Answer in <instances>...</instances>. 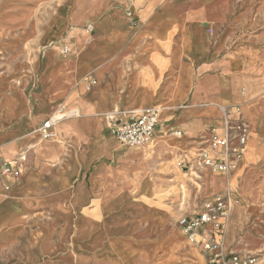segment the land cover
<instances>
[{
    "label": "crops",
    "instance_id": "obj_1",
    "mask_svg": "<svg viewBox=\"0 0 264 264\" xmlns=\"http://www.w3.org/2000/svg\"><path fill=\"white\" fill-rule=\"evenodd\" d=\"M27 1L5 0L0 6V37L12 31H35L31 34L34 42L44 47L66 35L64 41L69 42L71 52L62 58L56 47L46 48L41 59L36 58L31 65L35 85V77L48 62L44 52L50 53L52 67L44 76L51 92L48 102L43 85L41 97L34 100L23 88V96H16L12 90L18 86L7 83L6 78L0 80V138L11 132L21 117H32L38 134L32 138L34 142L38 139L36 154L33 148H27L31 139L24 138L18 146L9 143L10 139L0 140V194L12 191L19 182L22 171L15 155L21 151L27 153L23 168L35 169L40 176L30 193L35 200L17 196L15 212L8 219L12 234L24 223L21 209L26 210V206L37 209L46 203L64 221L93 220L83 210L97 206L104 228L121 230L132 238L136 231L153 233L151 237L135 240L171 231L173 215L150 200L162 189L156 169L176 156L192 157L193 150L199 147V137L210 136L209 127L222 119V109L230 106L227 103L243 101L235 76L206 82L201 73L209 40L207 31L199 25L204 20L220 19L211 7L217 1L62 0L49 16L38 12L42 0H31L33 5L26 4ZM78 1H83L81 8ZM87 26L92 27V33ZM77 31L81 34L78 39ZM232 68L229 63L228 69ZM15 72L20 74L19 70ZM90 76L97 84L87 90L85 79ZM145 107L160 109L156 136L150 145L155 146L151 159L145 160L146 151L142 147L122 144L103 153L108 144L95 145L97 131L115 138L106 113L121 111L119 116L124 117ZM11 109L21 114L12 122ZM245 112L242 110L241 114L247 120L250 115L245 116ZM53 113L63 114L64 121L54 123L53 136L42 141L38 129ZM66 125H71V129L65 133L62 128ZM84 129L93 132H80ZM175 130L181 132L179 137L172 134ZM2 162H10L17 168L20 173L17 181L2 173ZM122 166H127L126 170H117ZM217 176L222 177V189L215 187L216 191H212L203 186L211 197L227 187L226 178ZM15 190L18 192V187ZM238 194L241 210L234 222L233 239L244 230L243 203L251 200V196ZM52 196L60 200L62 209L58 213L53 208ZM77 211L83 214L76 217ZM156 222L160 224L155 225ZM242 240L245 246H233L231 241L227 248L242 252L253 243L246 234ZM110 242L116 252L122 251L115 255V264L133 259L121 243L111 238Z\"/></svg>",
    "mask_w": 264,
    "mask_h": 264
},
{
    "label": "rangeland",
    "instance_id": "obj_2",
    "mask_svg": "<svg viewBox=\"0 0 264 264\" xmlns=\"http://www.w3.org/2000/svg\"><path fill=\"white\" fill-rule=\"evenodd\" d=\"M4 1L0 0V6L4 4ZM61 1L42 0L43 5L38 9V12L49 16ZM216 1L217 3L211 5V7L220 19L216 21L204 20L199 25L207 31L209 40V50L203 58L205 65L202 66L203 72L201 71V73L206 82H215L219 77L227 75L237 78L239 92L243 95V98H240L243 101L228 102L227 104H230V106L225 108V116L229 121H234L240 116V119L249 125L250 131L239 169L230 178V194L234 201L232 202L225 247L233 239L234 222L241 210L239 204L241 198L238 193L242 194L243 197L251 196V200L247 204L246 202L243 203L245 212L244 230L242 234L233 239L232 245L245 246V242L242 240L244 234L250 236L253 243L242 252L229 250L239 254H254L257 258L256 264H264V0ZM31 2V0H28L26 4H32L33 2ZM33 32L35 31H12L10 34L1 35L0 37V80L6 78L7 83L18 86L19 88L15 87L12 90L16 96H23L21 88L25 89L27 93L30 92L29 94L33 91L34 79L32 80L33 76H31L33 73L31 65L36 58L41 59L46 48L56 47L59 56L62 58L68 56H63L60 52L62 44L68 42L64 41L66 35L57 39L56 43H48L46 46L40 47L37 42H34L35 38L31 35ZM80 36V32L77 31L76 38L78 39ZM77 54L79 53L77 52ZM229 63L233 64L232 69H228ZM16 70L20 71L19 75L15 72ZM246 82H248L249 88L248 95L245 93ZM43 84L44 98L47 101L48 94L51 92L47 86L48 83L43 81ZM11 110L9 120L12 122L21 114L14 109ZM242 110L243 112L246 111L245 116L246 113L250 115L247 120L242 116ZM158 112H160V109H158ZM31 119L32 117H21L15 123L12 131L4 135L10 136V133L13 130L15 131V128L23 121H30L35 129ZM41 121L42 119L37 123V127ZM63 121L64 119L57 121L56 124ZM222 121L223 119L219 122L214 121L209 127L210 130L219 129L223 124ZM70 129L71 125L62 128L65 133ZM27 132L28 130L23 131L13 137H7L5 140L10 139L8 142L13 143L22 142L25 138L23 136ZM80 132L88 134L93 131L84 129ZM78 133L76 134L78 135ZM94 137H96L95 145L100 142L108 144L102 151L103 153L110 147L120 146L113 136L100 134V131L94 133ZM208 139H210V136H200L199 146L203 145ZM16 140L18 141L16 142ZM86 140H89L88 137ZM35 142L30 141L28 143L30 145ZM151 145L153 144L151 143ZM32 148L34 150V147ZM142 148L146 151L145 160L151 159L155 146L148 145ZM196 152L197 150H193L192 157L196 156ZM192 157L176 156L167 164L160 163L155 171L156 174H159L160 179L158 181L162 184V189L150 200L166 207L173 215L172 225L174 226L171 231L161 232L150 239L135 240L142 237H151L153 233L147 234L145 231H136L132 235L133 239L121 230L104 228L101 215L96 209L97 206L91 207L90 210H83V213L91 216L93 220L78 221L76 219L75 223L71 219L64 221L60 215L56 216L48 203L39 206L37 209L26 206V210L21 209L24 223L13 234L8 222L13 213L5 220L0 221V264H115V255L122 253V251H115L110 238L112 241L121 243L128 254L133 256V259L130 260H120V264H153L158 257L163 258L156 261V264H205L207 256L184 237L175 226V223L179 217L201 211L209 203H212L211 201L216 195L211 197L203 190L205 178H214L216 188L218 187L219 190L223 188V183L220 182L222 177L210 173L207 169L194 170V168H191L187 170L181 169L177 165L180 161H190ZM126 168L127 166H122L117 170H126ZM23 170L19 182L15 185L19 189L18 192L14 189L11 192L16 198L19 194H23L22 196L25 197L24 193H27L28 196L26 197L35 200L30 193L40 180V176L38 174V179H36L35 175L31 174V172L35 174L36 170H32L30 167L27 170L24 167ZM242 170L243 173L245 171L244 175L241 173ZM248 172H252L253 175L247 184H243V176ZM224 193L225 189L223 192L216 194ZM51 202L55 213H58L62 209L59 198L52 196ZM81 213L77 211L75 216L77 217ZM107 224H110L109 221H107ZM158 224L160 223L156 222L155 225ZM174 236L176 241H173Z\"/></svg>",
    "mask_w": 264,
    "mask_h": 264
},
{
    "label": "built area",
    "instance_id": "obj_3",
    "mask_svg": "<svg viewBox=\"0 0 264 264\" xmlns=\"http://www.w3.org/2000/svg\"><path fill=\"white\" fill-rule=\"evenodd\" d=\"M88 32L92 27L87 26ZM60 52L63 56L69 55L71 47L68 42L62 44ZM86 89L91 90L96 84L93 77H86ZM225 114V109L223 110ZM56 114V113H55ZM51 115L40 125L38 131L42 138L53 136L54 123L64 116ZM107 121L117 141L127 147H144L151 145L156 136L158 124V109L145 107L131 111L128 115L119 116V112H109ZM219 129L210 130V139L197 149L196 156L190 161H180L177 165L189 170L193 165L195 170L207 169L212 174H217L227 179L225 193L216 195L212 203L205 209L191 215L181 216L176 221V226L185 235L187 240L199 248L207 256V264H256L254 254H239L225 247L226 227L231 215L232 196L230 194L232 177L239 169L249 140V125L238 116L234 121H229L226 116ZM176 137L180 131H172ZM205 145H207L205 147ZM21 161L26 156H20ZM2 173L9 175L13 181H17L19 172L10 162H2Z\"/></svg>",
    "mask_w": 264,
    "mask_h": 264
},
{
    "label": "bare ground",
    "instance_id": "obj_4",
    "mask_svg": "<svg viewBox=\"0 0 264 264\" xmlns=\"http://www.w3.org/2000/svg\"><path fill=\"white\" fill-rule=\"evenodd\" d=\"M79 2V1H78ZM82 5H83V2L82 3H80L79 2V4H78V7L79 8H81L82 7ZM130 10V9H129ZM50 53L49 52H44V57H48V62L46 63V65H45V68H44V70L42 71V72H40V73H38L37 74V78L35 77V85H34V87H33V91L31 92V94H30V96L33 98V99H37V98H40L41 97V89H42V84H43V81H44V76H45V74L51 69V67H52V58H49L50 56ZM37 65H39L38 64V62H36V66ZM38 68V67H37ZM44 85V84H43ZM19 88V87H18ZM44 95V94H43ZM50 106H49V103L47 104V108H49ZM158 109V108H157ZM224 109H222V119L224 118V116H225V114H224V111H223ZM159 113V112H158ZM59 114L57 113V114H54V116H58ZM30 119V118H29ZM60 120H63V119H60ZM59 120V121H60ZM28 130V132H27V134H25V136H23V137H25L26 139H31V141H32V138L34 137V136H36V135H38L37 134V131L32 127V125H31V123H30V121H23L22 123H20L19 125H18V127H16L15 128V131L13 130V132L12 133H10V136L9 135H7L6 134V136L4 135V136H2L1 138H0V140L1 141H4L5 139H7V137L8 138H10V137H13L14 135H17L18 133H22L23 131H27ZM67 130V129H66ZM9 134V133H8ZM32 135H34V136H32ZM21 139V138H20ZM37 140L38 139H36V142L35 143H32V144H30L29 145V143H28V145H27V148H32V147H34V153L36 154V153H38L39 152V150L37 149V146H36V144H37ZM15 141V140H14ZM18 140H16V142H17ZM121 146H122V144L119 142V141H117ZM9 143H13V142H9ZM20 144V142H18V143H13V145H16V146H18ZM26 156L27 155V153H26V151H21V152H19V153H17L16 155H15V158H16V161L18 162V165H19V170H20V173H21V171H22V169H23V165L25 164V162L24 161H21V159H20V156ZM34 158V157H33ZM36 160H38V158H36ZM33 162V161H32ZM194 165V164H193ZM193 165H191L190 166V168H189V170L191 169V168H194V170H195V167L193 166ZM29 167H26L25 166V169L27 170ZM33 170V169H32ZM40 170V169H39ZM201 170V169H200ZM202 170H205V169H202ZM24 171V170H23ZM20 173H19V176H20ZM241 173H243V170L241 171ZM31 174L32 175H35V178L36 179H38V172L36 171V173L34 174V173H32L31 172ZM245 174V171H244V173H243V175ZM242 175V176H243ZM253 175V173L252 172H248V173H246V175L245 176H243L244 178L242 179V183L243 184H247L248 182H249V180L251 179V176ZM30 177V176H29ZM32 178V177H31ZM231 178V177H230ZM33 180H35V179H33ZM227 180V179H226ZM229 182H230V179H229ZM34 183V182H33ZM20 184V183H19ZM203 184H204V187L206 188V189H208V188H210L209 190H214L215 189V187H216V182H215V179L214 178H205V180L203 181ZM29 185V184H28ZM26 188V187H25ZM14 190H15V188H14ZM19 190V189H18ZM23 190V189H22ZM215 191V190H214ZM15 192V191H14ZM27 192V191H26ZM30 192V191H29ZM23 195V194H22ZM24 195H25V197L24 198H28V197H26V196H28V194L26 193H24ZM30 196V195H29ZM234 201V200H233ZM232 201V202H233ZM25 202V201H24ZM30 203V202H29ZM33 203V202H32ZM28 204V203H27ZM15 206H17V198L16 197H14L13 196V193L10 191V192H4V191H2L1 192V194H0V221H2V220H5L6 219V217H8L9 215H11L12 213H14L15 211ZM232 208V207H231ZM24 209V208H23ZM229 223V222H228ZM228 225L229 224H227V227H226V233H225V238H226V235H227V228H228ZM182 233V232H181ZM183 234V233H182ZM167 235V234H166ZM184 235V234H183ZM185 236V235H184ZM187 239V238H186ZM159 246V245H158ZM182 249V248H181ZM161 258H163V257H158L157 258V260L156 261H159ZM156 261L154 262L155 264H156ZM153 263V264H154Z\"/></svg>",
    "mask_w": 264,
    "mask_h": 264
}]
</instances>
